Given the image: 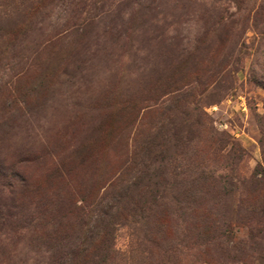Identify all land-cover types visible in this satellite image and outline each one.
Listing matches in <instances>:
<instances>
[{
    "label": "rangeland",
    "instance_id": "374dc122",
    "mask_svg": "<svg viewBox=\"0 0 264 264\" xmlns=\"http://www.w3.org/2000/svg\"><path fill=\"white\" fill-rule=\"evenodd\" d=\"M0 264H264V0H0Z\"/></svg>",
    "mask_w": 264,
    "mask_h": 264
}]
</instances>
